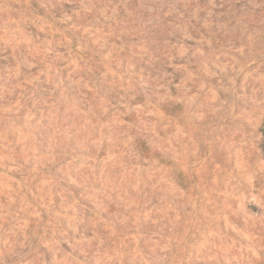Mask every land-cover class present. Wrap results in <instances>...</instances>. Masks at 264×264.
<instances>
[{"label":"rangeland","instance_id":"obj_1","mask_svg":"<svg viewBox=\"0 0 264 264\" xmlns=\"http://www.w3.org/2000/svg\"><path fill=\"white\" fill-rule=\"evenodd\" d=\"M264 0H0V264H264Z\"/></svg>","mask_w":264,"mask_h":264},{"label":"trees","instance_id":"obj_2","mask_svg":"<svg viewBox=\"0 0 264 264\" xmlns=\"http://www.w3.org/2000/svg\"><path fill=\"white\" fill-rule=\"evenodd\" d=\"M263 134H264V127H263Z\"/></svg>","mask_w":264,"mask_h":264}]
</instances>
